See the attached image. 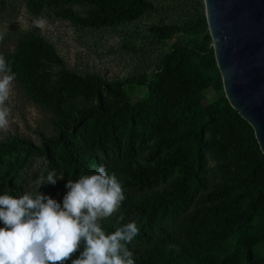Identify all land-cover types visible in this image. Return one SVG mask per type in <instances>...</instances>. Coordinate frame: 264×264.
<instances>
[{"label": "trees", "instance_id": "trees-1", "mask_svg": "<svg viewBox=\"0 0 264 264\" xmlns=\"http://www.w3.org/2000/svg\"><path fill=\"white\" fill-rule=\"evenodd\" d=\"M58 1L26 4L39 11ZM87 1L96 4L87 15L60 13L76 24L100 27L155 8L147 0ZM151 30L154 42L173 38L171 49L151 76L125 80L70 68L37 25L21 31L13 49H0L16 73L14 82L46 106L55 131L52 136L41 132L40 143L20 134L0 140V192L22 195L45 170L56 169L64 171V179L40 191L59 202L68 179L103 164L121 181L125 196L103 222L104 230H114L117 215L122 223L136 221L139 233L127 245L135 264H264V153L253 126L226 97L206 14ZM42 60L62 67L48 86L44 71L35 70ZM173 68L179 69L174 73ZM172 72L175 87L170 89ZM209 83L216 95L206 103ZM135 85L147 91L133 103L129 90ZM220 126L235 133L228 131L221 158L235 156L240 169L210 185L207 134ZM144 145L149 153L139 155ZM38 157L45 167L27 172Z\"/></svg>", "mask_w": 264, "mask_h": 264}, {"label": "rangeland", "instance_id": "rangeland-1", "mask_svg": "<svg viewBox=\"0 0 264 264\" xmlns=\"http://www.w3.org/2000/svg\"><path fill=\"white\" fill-rule=\"evenodd\" d=\"M153 3L154 10L112 26L87 27L74 23L63 16L62 9L87 15L96 4L87 0H61L33 11L26 0H0V49H13L17 35L37 25L42 33L56 45L67 66L82 73L99 72L109 80H125L129 77L147 74L151 76L160 64L163 54L171 49L173 38L154 42L153 27H165L188 22L199 13L205 12L204 0H147ZM58 63L42 60L35 66L39 75L44 71L47 86L60 73ZM179 68H173L174 73ZM167 79L170 89L175 87L173 74ZM147 87H130L132 102L140 100L141 92ZM216 92L209 83L206 87L205 102L215 98ZM12 109L8 128L0 129V140L13 134L27 136L36 143L41 142V132L54 135V127L49 121L50 112L43 103L33 100L22 87L12 82L9 98ZM227 128L220 126L208 132L212 147L208 153L207 175L210 185L220 183L226 175L239 168L235 156L221 158L226 142ZM147 145L140 149L139 155L148 154ZM45 160L38 157L27 172L41 170Z\"/></svg>", "mask_w": 264, "mask_h": 264}, {"label": "clouds", "instance_id": "clouds-1", "mask_svg": "<svg viewBox=\"0 0 264 264\" xmlns=\"http://www.w3.org/2000/svg\"><path fill=\"white\" fill-rule=\"evenodd\" d=\"M16 79L11 64L0 55V129L10 125L9 98ZM64 179V171L45 170L34 187L21 195L0 192V264H135L127 245L138 235L136 221L115 217L111 232L103 222L125 199L121 181L103 164L90 174L68 179L61 201L40 191Z\"/></svg>", "mask_w": 264, "mask_h": 264}, {"label": "water", "instance_id": "water-1", "mask_svg": "<svg viewBox=\"0 0 264 264\" xmlns=\"http://www.w3.org/2000/svg\"><path fill=\"white\" fill-rule=\"evenodd\" d=\"M226 97L264 153V0H204Z\"/></svg>", "mask_w": 264, "mask_h": 264}]
</instances>
